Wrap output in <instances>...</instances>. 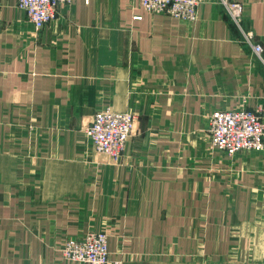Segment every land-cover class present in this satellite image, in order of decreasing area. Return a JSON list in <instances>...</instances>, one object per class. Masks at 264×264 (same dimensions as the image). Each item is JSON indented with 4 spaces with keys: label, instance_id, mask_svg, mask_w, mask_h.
<instances>
[{
    "label": "crops",
    "instance_id": "1",
    "mask_svg": "<svg viewBox=\"0 0 264 264\" xmlns=\"http://www.w3.org/2000/svg\"><path fill=\"white\" fill-rule=\"evenodd\" d=\"M242 27L264 47V0ZM219 0L195 23L139 0H72L36 29L0 0V264H76L61 247L108 234L119 264H264V149L214 148L219 109L264 119L258 56ZM136 114L122 160L85 129Z\"/></svg>",
    "mask_w": 264,
    "mask_h": 264
},
{
    "label": "built area",
    "instance_id": "2",
    "mask_svg": "<svg viewBox=\"0 0 264 264\" xmlns=\"http://www.w3.org/2000/svg\"><path fill=\"white\" fill-rule=\"evenodd\" d=\"M151 13H163L188 22H196L203 0H139ZM72 0H17L36 29L41 30L54 20L61 6ZM244 33L246 42L262 57L264 47L254 41L251 32L242 28L244 5L235 0H219ZM136 115L117 112L109 107L98 110L85 132L95 149L117 162L135 130ZM209 136L214 148L235 155L242 151L264 149V119L256 109H220L209 120ZM61 252L66 260L76 264H119L109 259L108 234L90 232L82 238L64 242Z\"/></svg>",
    "mask_w": 264,
    "mask_h": 264
},
{
    "label": "rangeland",
    "instance_id": "3",
    "mask_svg": "<svg viewBox=\"0 0 264 264\" xmlns=\"http://www.w3.org/2000/svg\"><path fill=\"white\" fill-rule=\"evenodd\" d=\"M189 23H195V22H189ZM243 28V27H242ZM239 29H241V28H239ZM243 35H244V33H243ZM244 39H245V36H244ZM245 41H246V39H245ZM109 108H111L110 106H108ZM112 109V108H111ZM236 109H240V108H236ZM112 110H114V109H112ZM220 110V109H219ZM114 111H116V110H114ZM216 111V110H215ZM214 111V112H215ZM117 112H130V111H117ZM130 113H133V114H135L134 112H130ZM213 113V112H212ZM136 115V114H135ZM212 115V114H211ZM137 117V116H136ZM94 146V145H93ZM123 157V156H122ZM122 157H121V159L119 160V161H117V162H120L121 160H122ZM110 159V158H109ZM111 160V159H110ZM70 239V238H69ZM68 240V239H67ZM66 240V241H67ZM69 261V260H68ZM69 262H71V261H69ZM72 263H74V262H72Z\"/></svg>",
    "mask_w": 264,
    "mask_h": 264
}]
</instances>
